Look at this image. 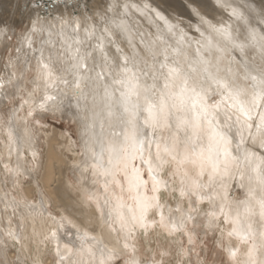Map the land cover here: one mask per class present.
Listing matches in <instances>:
<instances>
[{
  "label": "snow or ice",
  "instance_id": "1",
  "mask_svg": "<svg viewBox=\"0 0 264 264\" xmlns=\"http://www.w3.org/2000/svg\"><path fill=\"white\" fill-rule=\"evenodd\" d=\"M186 7L190 12L187 27L192 34L181 27L180 20L171 23L148 4L141 7L132 0H112L99 13L98 29L85 25L83 41L74 35L72 43L66 44L64 51L70 53L67 60L71 63L59 74L52 57L45 60L41 51L36 72L46 91L27 115L34 110H58L65 97L67 107L78 110L73 115L81 125V142L88 153L93 183H101L106 204L113 201L108 218L128 237L138 228L147 232L152 223L147 220L148 213L155 209L158 227L169 235H186L187 243L193 244L201 211L197 205L220 201L205 215L223 217L225 224L231 222L228 237L247 245L242 253L237 247L226 246L225 264H264V155L242 148L246 136L254 141L256 135L264 134V7L257 11L249 0H208L210 10L188 0ZM132 11L141 16L154 13L167 26L168 35L158 28L155 38L148 42L137 32L139 44L151 54V63L143 60L132 44ZM54 19L60 26L58 35L63 36L66 21ZM38 23V18L32 21L23 37L32 51H36L32 36L44 30V26L37 28ZM79 27L75 23L72 33ZM7 30L6 23L0 21V35ZM113 33L126 36L132 47L130 55L118 44L119 57H110L105 51L102 41L115 44ZM90 36L94 44L82 49L81 43ZM189 49L194 50L193 56H189ZM247 49L256 53L251 60ZM93 52L99 56L93 57ZM236 52L240 53L239 60ZM214 96L219 99H212ZM13 130L10 127L7 133L10 139H16ZM32 155L35 158L36 153ZM137 159L141 166L135 165ZM166 168L167 178L163 175ZM121 174L126 189L117 179ZM233 181L236 187L246 189L245 198L235 206L228 197ZM253 182L259 186V194ZM112 185L119 188V195L109 191ZM125 191L133 204L126 203ZM162 193L165 198L178 197L175 208L170 209L179 214L178 218L166 221ZM111 230L117 231L115 226ZM7 235L18 239L11 231ZM77 239L94 238L85 232ZM124 248L130 253L124 264H138L134 248L127 243ZM185 254L181 245L176 264H182ZM56 255L57 264H108L118 254L105 253L101 248L97 260L91 244H81L75 253L67 244L62 252L57 244ZM160 255L162 259L151 264H167L163 257L168 253Z\"/></svg>",
  "mask_w": 264,
  "mask_h": 264
},
{
  "label": "bare ground",
  "instance_id": "2",
  "mask_svg": "<svg viewBox=\"0 0 264 264\" xmlns=\"http://www.w3.org/2000/svg\"><path fill=\"white\" fill-rule=\"evenodd\" d=\"M111 2L112 0H0V21H4L8 26V30L0 35V83L4 85L3 88H0V264H57V244L60 245L62 252L67 244L73 249V253L80 248L81 244L85 247L91 244L92 251L97 255V260L100 258L101 248L105 253L112 251L118 255L116 259L109 261L108 264H116L119 260L125 261L129 258V249L124 248L125 243L134 248V259L138 261V264H151L152 261L162 259L156 253L150 252L152 250L150 245L147 248L144 247V243L152 231L163 234L165 241L169 238L171 242H175L182 235L179 232L169 235L166 229L158 227L159 215L155 209L148 213L147 220L152 223L146 233L143 229L138 228L132 237H128L126 232L120 230L119 224L112 225L108 213L111 210L113 201L106 204L102 195L101 183H93V177L90 175L92 169L89 167L90 162L87 160L88 153L85 152L81 142V125L73 115L78 110L75 107L67 110V97H65L58 110H34L31 116L24 112V106H18L12 110L9 118L4 121L3 107L6 105V100L15 95H20L21 89L27 90L28 76L32 70H36L37 59L40 57L41 51L45 60L50 56L52 57L54 68L59 74L61 69L67 68L71 63L67 60L70 53L64 51L66 44L72 43L74 35L77 39L83 41L85 25L96 26L98 29L99 13ZM132 2L141 7L148 4L150 8L159 11L171 23L180 20L181 27H185L192 34L191 29L187 27L190 19V12L186 7L188 0H132ZM196 3L210 10L208 9V0H196ZM249 3L257 11L264 7V0H249ZM55 17H60L66 21L63 25V36L58 35L60 26L56 24ZM86 17H93V19L88 20ZM37 18L39 19L37 28L44 26V30L38 31L32 36L33 48L36 49V51H32L27 48L23 37L30 29L31 22L37 20ZM224 18L227 19L226 14H224ZM130 21L133 25L132 44L137 46L142 59L151 63V54L139 44L140 38L137 32L143 33L145 41L148 42L155 38L158 28L162 33L168 35L167 26L164 21L156 19L154 13L141 16L132 11ZM75 23H79L80 27L74 34L71 28ZM19 25H23V31L17 32L16 28ZM48 25H51V27H48ZM49 32L52 33L51 36H49ZM17 35L18 46L12 45L18 53V57H13L11 52L7 63L4 64V54L2 53L11 45L8 39L10 38L13 41ZM113 39L115 44H110L106 40L102 41L104 49L110 57H119L120 54L116 51L117 44L126 55L131 54L132 47H129L126 36L113 33ZM94 42V38L90 36L87 42H82L80 46L82 49L87 48L93 45ZM188 52L189 56L194 55L193 49H189ZM228 54L233 53L229 51ZM234 54L239 60L240 53L236 52ZM254 55L256 53L253 49L246 50V56L249 60ZM98 56V52H93V57ZM91 59L92 57H89V60ZM9 81L11 82L9 83ZM32 87L26 99L28 101V111L35 108L34 102L38 101L46 91L42 87V81L37 77V72L32 81ZM71 94V91H69V95ZM212 99L218 100L219 97H212ZM14 111L15 115L13 114ZM47 114L71 116L80 140L81 154L74 149L75 144L72 142L73 138L71 136H66V141L60 142L58 141L57 132H46L33 124V120L44 119ZM10 127L14 128L12 135L16 139L9 138L7 133ZM245 141L242 148L256 153L257 156L264 155V134L256 135L254 141L246 136ZM43 142H45V145ZM44 146L47 147L46 154L41 152ZM62 147L64 148L63 152L67 150L76 154L73 162L68 163L63 159ZM33 152L36 153L35 158H33ZM134 163L136 166H141L138 159ZM145 171L143 175L146 178ZM168 171L166 168L163 174L165 178L168 176ZM69 173L72 174L73 181ZM27 178L33 181L34 186L26 187ZM100 179L103 180V177ZM117 179L124 184L126 189L127 185L124 182L123 175L121 174ZM39 180H41L42 185L39 184ZM233 183L236 182L233 181L228 188V197L235 206L239 199L233 198L231 195L230 188ZM244 183L248 186L247 179ZM252 187H256L259 194V186L253 182ZM243 190L246 189L243 188ZM109 191H115L117 195L120 194L119 188H116L115 185H112ZM93 195L96 198L90 199L89 197ZM123 195L126 203H134L128 199L129 194L127 191ZM148 195H151V192H148ZM161 195V203L165 205L164 215L166 221L170 217L178 218L179 214L170 211V209L175 208L177 197L165 198L166 194L162 193ZM244 198L245 196L242 199ZM219 203L220 201H216L215 204H210L211 208L208 207L209 210L204 209L205 205L209 204L208 201L197 205L201 211L197 215L196 224L202 219L201 216L206 217V224L209 227L218 226L220 228V234L225 239L226 245L237 247L242 253L243 248H246L247 245L242 244L235 237H228L227 235L233 227L232 223H227V227H225L222 221L223 217L216 219L205 215L206 212L215 208ZM61 225L63 226L61 227ZM110 225L115 226L117 231H112ZM189 227H191V224ZM9 231L14 233L18 239L8 236ZM53 232L56 233L55 236H52ZM85 232L94 239L91 241L77 239L78 234L83 236ZM12 250H14V253H12ZM148 252L151 254L147 258ZM161 252H167L169 255L168 250H161ZM240 253H238V257ZM185 256H183V259L186 258Z\"/></svg>",
  "mask_w": 264,
  "mask_h": 264
},
{
  "label": "rangeland",
  "instance_id": "3",
  "mask_svg": "<svg viewBox=\"0 0 264 264\" xmlns=\"http://www.w3.org/2000/svg\"><path fill=\"white\" fill-rule=\"evenodd\" d=\"M41 17H43V15H41ZM16 30L17 32L23 31V25L22 26L19 25L18 28H16ZM8 42H10L11 45L2 53L4 54V59H3L4 64L7 63L8 57L10 56L11 52L13 53V57H18L17 56L18 53L14 49V45L18 44V35L16 36L15 39H13V41L12 39L9 38ZM35 74H36V70H32L30 72L28 76L27 90L21 89L20 95H15L10 99L6 100V105L3 107L4 121H6L9 118V115L11 114L12 110L16 109L18 106L23 105L25 107L24 112L25 113L28 112L27 103H24V101H26L29 92H31L33 88L32 81L35 78ZM10 89L14 90L13 88ZM216 97L217 96H214L213 98ZM69 109L70 108H68L67 110ZM33 124L36 125L38 128H42L46 132H51V133L57 132L58 141L60 142L66 141V136H71L73 138L72 142L75 144L74 149L81 154V148L79 145L80 140L78 139V135L75 130V124L74 121L71 119L70 115L47 114V116L44 119L33 120ZM43 144L45 145V142H43ZM61 149H62L61 154L63 159L68 163L73 162L74 159L76 158V154L74 152H69L67 150H64L63 152L64 149L63 147ZM46 151H47V147L44 146L41 152L46 154ZM69 176L72 178L73 181V176L71 173H69ZM145 176L147 178V171H145ZM38 182L40 185H42L41 180H39ZM31 186H34V183L30 178H27L26 187H31ZM230 190L233 198L235 197L239 200H242V198L245 196V191L243 190V188L236 187V183L232 184ZM36 195L38 194L36 193ZM172 201L174 202L173 199ZM208 207L211 208V205L206 204L204 209L209 210ZM201 217L202 219L199 221V223L195 224V228L193 230V244L187 243L186 235H181L178 238V240H176L175 242H171L169 241V238H167V241H165L163 234H159L157 231H152L149 235V238L144 243V247L147 248L150 245L152 247V250H150V252L156 253L158 257H161L160 255L161 250H168L169 255L164 257L167 264H176V260H177L176 252L180 249L181 245H183V249L186 253L185 254L186 256L184 255L186 258L185 259H183V257L181 258L182 264H225L226 252L224 251V248L227 245L225 239H223L220 234L221 231L220 228L218 226L209 227L206 224L207 223L206 217L204 216ZM225 227H227V224H225ZM243 249H245V247ZM150 252L147 253V258L150 257L149 256L151 254ZM12 253H14V250H12ZM123 263H124L123 260H119V262L116 264H123Z\"/></svg>",
  "mask_w": 264,
  "mask_h": 264
}]
</instances>
